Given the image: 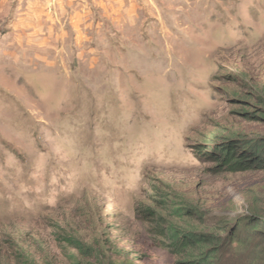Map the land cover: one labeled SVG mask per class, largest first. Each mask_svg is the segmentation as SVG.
<instances>
[{"label": "rangeland", "instance_id": "rangeland-1", "mask_svg": "<svg viewBox=\"0 0 264 264\" xmlns=\"http://www.w3.org/2000/svg\"><path fill=\"white\" fill-rule=\"evenodd\" d=\"M117 4L42 41V4L0 0V264L198 258L172 230L216 236L212 264H264V0L146 2L137 20ZM223 143L235 167L211 157Z\"/></svg>", "mask_w": 264, "mask_h": 264}, {"label": "crops", "instance_id": "crops-1", "mask_svg": "<svg viewBox=\"0 0 264 264\" xmlns=\"http://www.w3.org/2000/svg\"><path fill=\"white\" fill-rule=\"evenodd\" d=\"M33 1L34 3L42 4L43 9L45 11L48 10L47 13L49 14V17L51 18V21L47 20L48 23H46L49 28L48 32H45L43 30H39L38 32H36L37 34H39L40 39L42 41H44L43 39L45 37H47L45 38V41L51 40L49 37H54L57 41H61V37L62 39L63 38L66 39L65 38L66 35H68L70 32L69 29H66L62 32H57V30L55 29V27L57 28V26L68 27V28L69 27L80 28L83 26L87 27L89 25L90 26L94 25L95 24L94 22L96 21L98 23L97 25H100L101 24L100 20L91 18L94 14L92 7H96V5H100V7H102L103 4H107V3L112 4L114 2V0H33ZM163 1H166V0H163ZM115 2H118V4L120 3L121 6L123 7L122 9L126 7L127 12L123 13V18L125 14L126 19L134 18L137 20L136 17H139V14L137 12L138 11L140 12V10H142V7H144V4L146 2H149L152 5L153 4L157 5V3H159L160 5L159 8L160 10L162 9L161 0H115ZM110 9L111 7L103 11L109 17V19L110 18L112 19V21L117 20V18L113 16V12H111L112 10ZM120 9H121L120 7L114 8L116 12H118ZM37 10L42 12L41 8H38V9L32 8L30 10L32 12V16H31L33 20L32 25L42 26L44 24V21L38 19V21L35 22V20L38 18ZM72 10H73V13H72ZM86 15L88 17L87 19L85 18ZM40 17L42 18V13ZM23 19H25V16H21V20ZM15 24L17 25L18 22H15ZM110 25L114 26V23L112 22V24Z\"/></svg>", "mask_w": 264, "mask_h": 264}, {"label": "trees", "instance_id": "trees-1", "mask_svg": "<svg viewBox=\"0 0 264 264\" xmlns=\"http://www.w3.org/2000/svg\"><path fill=\"white\" fill-rule=\"evenodd\" d=\"M221 149L224 150L223 161L230 163V166L232 167H235V165H238V162L235 159V154L233 152L234 146L228 143L218 144L217 147L215 148V151H212L211 157H214L215 159L217 157L219 158V155L215 156L214 152H218ZM255 149L257 150V152L264 154V142L262 141L259 144H256ZM241 223L242 222L237 223L236 230L240 228ZM254 223H255V226L253 227L252 231L255 233H259V232L264 233V229L259 231V229L257 228L258 227L257 225L259 224L258 220L254 221ZM179 233L180 232L177 230H172L170 233V237H172V244L177 249H182L183 251L191 250L193 252L197 251L198 249L202 250L199 253L200 256L198 258L190 260L187 264H212V262H209V260L210 261H213V260H211L209 257L218 251L217 247L219 246L216 236L209 235V234H203L200 232H186V233L183 232V233H180V235ZM233 237L237 239L239 235L234 234ZM66 240L74 243L77 247L82 249L81 241L79 239H76L73 236V234L72 236L68 237ZM84 251L86 252V250Z\"/></svg>", "mask_w": 264, "mask_h": 264}]
</instances>
